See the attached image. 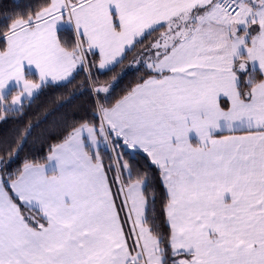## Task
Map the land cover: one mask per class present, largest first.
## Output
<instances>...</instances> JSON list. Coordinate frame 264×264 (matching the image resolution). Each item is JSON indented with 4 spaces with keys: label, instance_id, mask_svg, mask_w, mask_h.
I'll use <instances>...</instances> for the list:
<instances>
[{
    "label": "snow or ice",
    "instance_id": "snow-or-ice-1",
    "mask_svg": "<svg viewBox=\"0 0 264 264\" xmlns=\"http://www.w3.org/2000/svg\"><path fill=\"white\" fill-rule=\"evenodd\" d=\"M0 42V120L89 54L142 73L43 163L15 166L30 124L0 146V264H264V0H44Z\"/></svg>",
    "mask_w": 264,
    "mask_h": 264
},
{
    "label": "trees",
    "instance_id": "trees-1",
    "mask_svg": "<svg viewBox=\"0 0 264 264\" xmlns=\"http://www.w3.org/2000/svg\"><path fill=\"white\" fill-rule=\"evenodd\" d=\"M43 2L44 0H0V19L6 15L23 14L29 10V6L36 7ZM59 35L64 41L72 40L71 33L65 29H61ZM2 46L0 42V47ZM135 55L136 53L127 54V60L116 67L115 71L98 73L91 66V60L96 57L89 54L90 59L86 62L84 70L78 68L74 73L73 83L67 87L43 88L34 98L24 102L22 113H9L4 120H1L0 146L11 143L24 125H31V135L23 143L15 166L24 160H37L43 163L51 145L61 142L72 126H78L82 120L91 118L95 103L99 102L95 99L97 94L94 92L97 83L109 86L108 93L99 94L107 98V103H112L123 95L142 75L136 72L134 66H130ZM29 77L37 79L33 74H29ZM124 158L129 160L134 173L140 170L147 171L149 178L152 179L149 190L156 189L154 179L156 170L154 166H150L145 154H138L135 159H129V155ZM159 192L160 190L157 189L156 215L160 209ZM157 223L162 232L167 231L162 218H159Z\"/></svg>",
    "mask_w": 264,
    "mask_h": 264
},
{
    "label": "crops",
    "instance_id": "crops-1",
    "mask_svg": "<svg viewBox=\"0 0 264 264\" xmlns=\"http://www.w3.org/2000/svg\"><path fill=\"white\" fill-rule=\"evenodd\" d=\"M29 74H33V75H35V76L37 77V79H38V74H35V70H34V69L31 70V71L29 72ZM73 75H74V74H73ZM35 96H36V95H35ZM35 96H34V97H35ZM34 97H32V98H34ZM32 98H31V99H32ZM31 99L28 98V99H25V101H26V100H31ZM25 101H24V102H25Z\"/></svg>",
    "mask_w": 264,
    "mask_h": 264
},
{
    "label": "water",
    "instance_id": "water-1",
    "mask_svg": "<svg viewBox=\"0 0 264 264\" xmlns=\"http://www.w3.org/2000/svg\"><path fill=\"white\" fill-rule=\"evenodd\" d=\"M129 155H132V154H129ZM138 154L132 156V159H135L137 157Z\"/></svg>",
    "mask_w": 264,
    "mask_h": 264
},
{
    "label": "rangeland",
    "instance_id": "rangeland-1",
    "mask_svg": "<svg viewBox=\"0 0 264 264\" xmlns=\"http://www.w3.org/2000/svg\"><path fill=\"white\" fill-rule=\"evenodd\" d=\"M31 99V98H30ZM1 121V120H0ZM146 155V154H145Z\"/></svg>",
    "mask_w": 264,
    "mask_h": 264
}]
</instances>
